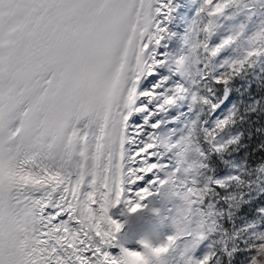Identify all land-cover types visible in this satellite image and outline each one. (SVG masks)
<instances>
[{
	"label": "snow or ice",
	"instance_id": "snow-or-ice-1",
	"mask_svg": "<svg viewBox=\"0 0 264 264\" xmlns=\"http://www.w3.org/2000/svg\"><path fill=\"white\" fill-rule=\"evenodd\" d=\"M232 3L204 0L210 17ZM172 4L0 0V264H169L165 257L185 237L169 235L159 245L143 240V250H129L118 242L125 225L111 210L123 203L129 213H139L170 182L154 178L167 165L155 162L154 140L139 146L144 129L132 121L149 112L138 101L157 99L159 84L151 91L139 85L145 76L155 79L166 63L153 49L166 38L159 17L170 19ZM232 43L226 39L210 57ZM249 44L246 56L230 66L232 74L264 55V30ZM202 48L208 53V44ZM176 63L182 67L184 61ZM175 102V96L165 98L159 111ZM173 147L179 144L168 150ZM259 241L250 264H264V235ZM116 247L118 256L111 251Z\"/></svg>",
	"mask_w": 264,
	"mask_h": 264
},
{
	"label": "trees",
	"instance_id": "trees-1",
	"mask_svg": "<svg viewBox=\"0 0 264 264\" xmlns=\"http://www.w3.org/2000/svg\"><path fill=\"white\" fill-rule=\"evenodd\" d=\"M222 2L225 0H216ZM197 6L190 18L195 44L191 42L189 57L196 48L190 85L192 97L181 140L195 136L193 142L199 148V163L203 166L201 186L210 189L204 200L220 211L216 215L220 227L213 233L211 264H250L259 237L264 235V55L250 60L238 74H232L227 84L215 81L232 73L230 66L251 50L250 39L264 30V0H237L215 18L208 15L209 10L204 11V0H198ZM213 19L215 24L209 35L203 29ZM233 37H238L235 43L225 47L217 57H210L212 49ZM205 40L208 53L197 48ZM205 75L207 78L203 79ZM226 87L229 98L211 117ZM198 97L207 99L210 106L198 101ZM229 117L233 122L215 142H209L208 133H214L218 123ZM224 144L229 145L226 150H216Z\"/></svg>",
	"mask_w": 264,
	"mask_h": 264
},
{
	"label": "bare ground",
	"instance_id": "bare-ground-1",
	"mask_svg": "<svg viewBox=\"0 0 264 264\" xmlns=\"http://www.w3.org/2000/svg\"><path fill=\"white\" fill-rule=\"evenodd\" d=\"M194 1L173 0L172 7L174 11L171 14V18L159 17L160 20L164 21L162 27H166L168 32L162 44L154 47L153 50L157 53L156 58L165 60L166 63L163 67L157 69L158 75L155 79L145 76L139 85L140 91H151L155 85H160L157 89L156 100L149 101L145 98L138 101L137 106L142 104L147 105L149 112L134 115L132 121V123L139 121V124L144 129V135L139 139V146H143V143L153 142L154 140L158 145L157 159L155 162L167 165L162 171L155 173L154 178H169V174L175 173L179 164L175 155L176 151H169L167 145L175 144L174 134H177L178 123L182 119L184 98L183 93L178 96L176 89L177 87L184 89V80L182 71L176 62L180 60L178 55L184 28V12L188 4L193 5ZM173 96L177 98V102L173 105H164V111H159V107L164 104V99ZM155 123H160L161 127L154 130L151 125ZM131 151H134V149L130 150V154ZM153 190L155 191L157 189L154 188ZM173 202L176 205H173ZM144 205V209L136 214L129 213L128 205L123 203L119 207L111 210L112 218L125 225L119 234L118 242L122 247L128 248L129 250H143L140 242L145 239L164 242L169 235L174 234V229L171 226V217L178 208V201L176 199L161 201L159 195H157L145 201ZM156 209H159V215L154 211ZM111 251L114 256L121 254L120 247L113 248ZM172 258L169 259V264Z\"/></svg>",
	"mask_w": 264,
	"mask_h": 264
},
{
	"label": "clouds",
	"instance_id": "clouds-1",
	"mask_svg": "<svg viewBox=\"0 0 264 264\" xmlns=\"http://www.w3.org/2000/svg\"><path fill=\"white\" fill-rule=\"evenodd\" d=\"M234 2H237V0H234ZM204 11H208V8L206 6L204 8ZM209 24L211 25V28L209 31L205 32L211 35L215 24V19L210 21L208 25ZM237 40L238 37H233V43H235ZM203 44H207V40H205ZM203 44H197V48H202ZM183 61V66H178L180 67L181 71L185 73L194 71L196 61V48L193 49V55L190 57H184ZM208 63H212L211 59L208 60ZM231 75L232 73H227L225 78L231 79ZM177 94L179 96V94L182 93L177 92ZM197 99L204 105L210 106V102L205 104L202 97H198ZM228 119L229 123L226 126L233 122L232 117H229ZM226 126L217 128L216 131L212 134L208 133L209 142H215L216 137L219 136L221 132H223ZM213 136L215 137V139H213ZM194 139L195 136L179 143V147H173L171 149V151L175 150L179 153V164L177 168H179L180 171L176 174H169L170 182L162 189H160L159 195V199L161 201H166L169 199H176L178 201V208L175 214L171 217V226L174 229L173 235L179 234L185 237V239L190 238L193 241L192 248H194L195 243L200 240V236L208 230L212 220V217L210 215H206L201 211V205L203 204L204 199L208 196L210 189L206 186H201V170L203 166L199 163V148L193 142ZM171 145L175 144H169L167 145V147L169 148V146ZM228 147V144L223 145V149L225 150ZM177 176L181 177V179L177 180ZM189 189H192L191 193L189 192ZM154 211L157 215L160 214L159 209H156ZM144 241H147L152 245H159L160 243H162L155 242L151 239H145ZM181 242L178 248L173 246V250L168 254L167 257H165L166 259L169 260L171 257L177 254L178 250L181 247ZM189 258L191 257L185 254L183 259H181V264H185V261Z\"/></svg>",
	"mask_w": 264,
	"mask_h": 264
},
{
	"label": "rangeland",
	"instance_id": "rangeland-1",
	"mask_svg": "<svg viewBox=\"0 0 264 264\" xmlns=\"http://www.w3.org/2000/svg\"><path fill=\"white\" fill-rule=\"evenodd\" d=\"M198 3V0H195ZM192 4H188L187 8L184 12V28L182 31V38L180 41V49H179V59H183L187 55V49L189 47L190 42H194L195 37V30L189 29V25L191 22H189V19L195 14V12L198 10V6L191 10ZM195 22V21H194ZM194 32V33H193ZM191 44V43H190ZM182 74L185 79V86L188 84V81L191 76V72H183ZM185 97H189V93L187 92ZM186 107L182 109V119L178 123V132L175 133L174 136L176 138V144L181 143L180 142V135L183 132L184 129V117L186 115ZM176 158L178 159L179 153L176 151ZM179 161V160H178ZM181 179V177L178 176L177 180ZM173 205H176L175 202H173ZM201 211L205 213L206 215H210L212 217L211 223L209 225L208 230L203 234L204 239H200L198 242L195 243V247L192 248L193 241L190 238H186L181 242V247L178 250L177 254L173 256V258L170 260V264H181V256L185 253V250H187L186 254L191 257L192 259H195L197 261H202L205 257L209 255V252H211V247L214 244V240L212 237V229L218 227V223L216 221L215 216V209L212 207V205L208 206L205 202L201 205Z\"/></svg>",
	"mask_w": 264,
	"mask_h": 264
},
{
	"label": "water",
	"instance_id": "water-1",
	"mask_svg": "<svg viewBox=\"0 0 264 264\" xmlns=\"http://www.w3.org/2000/svg\"><path fill=\"white\" fill-rule=\"evenodd\" d=\"M228 95H229V93H228V90H226V92H225V97H224V99L222 100V101H220L216 106H215V108H214V111H213V114L222 106V104L224 103V101L228 98Z\"/></svg>",
	"mask_w": 264,
	"mask_h": 264
}]
</instances>
